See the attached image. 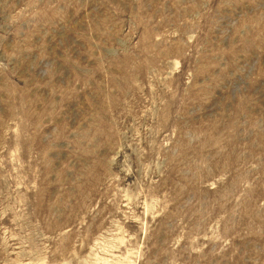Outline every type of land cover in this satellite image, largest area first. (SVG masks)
<instances>
[{
    "label": "rangeland",
    "instance_id": "1",
    "mask_svg": "<svg viewBox=\"0 0 264 264\" xmlns=\"http://www.w3.org/2000/svg\"><path fill=\"white\" fill-rule=\"evenodd\" d=\"M0 264H264V0H0Z\"/></svg>",
    "mask_w": 264,
    "mask_h": 264
}]
</instances>
